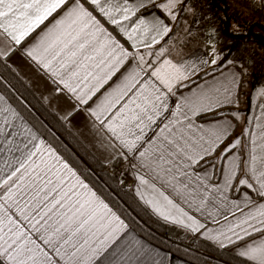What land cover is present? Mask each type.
<instances>
[{
  "label": "snow or ice",
  "instance_id": "6c2138e0",
  "mask_svg": "<svg viewBox=\"0 0 264 264\" xmlns=\"http://www.w3.org/2000/svg\"><path fill=\"white\" fill-rule=\"evenodd\" d=\"M179 3L167 0L158 7L174 20L172 9ZM149 4L154 0H0V59L62 9L25 55L78 105H88L120 73L87 111L93 126L118 142L120 155L132 154L137 161L132 167L144 170L136 175L140 200L165 222L193 233L204 229L202 235L221 248L236 245L238 264H264V123L256 118L260 132L251 133L246 158L233 154L241 141L226 145L233 124L218 117L235 102L239 76L230 72L177 95L198 68L194 62L145 60L139 48H151L171 31L154 14L138 15ZM166 51L160 48L155 56ZM257 95L264 96V86ZM42 145L18 107L0 93V187L8 185L0 194V264H164L160 253L129 233L120 215L54 150L47 149L48 160L35 162ZM217 169L222 182L213 183ZM229 191L240 196L229 199ZM186 208L219 228H206ZM220 216L225 223L220 224ZM254 234L260 238L251 239Z\"/></svg>",
  "mask_w": 264,
  "mask_h": 264
},
{
  "label": "trees",
  "instance_id": "16d2710c",
  "mask_svg": "<svg viewBox=\"0 0 264 264\" xmlns=\"http://www.w3.org/2000/svg\"><path fill=\"white\" fill-rule=\"evenodd\" d=\"M192 1L197 0H185V3ZM197 5L201 21L204 23L209 19L213 25V39L220 59L216 66L185 82L188 87L229 65H233L241 77L249 76L252 90L264 86V7L260 16L249 18L236 9L234 0H202ZM154 7L147 6L141 12ZM174 33L173 29L171 36ZM3 62L0 59V90L3 94L139 234L197 264H238L239 258L231 252L233 245L221 248L199 239L191 245L192 249H188L171 242L169 238L177 239L180 230L157 219L139 202L131 188L120 183L118 168L121 160L103 162L96 157ZM183 88L186 87L178 90ZM250 107L251 101L243 109L245 115ZM233 111L230 106L222 109L223 115H232Z\"/></svg>",
  "mask_w": 264,
  "mask_h": 264
},
{
  "label": "crops",
  "instance_id": "0c3cea01",
  "mask_svg": "<svg viewBox=\"0 0 264 264\" xmlns=\"http://www.w3.org/2000/svg\"><path fill=\"white\" fill-rule=\"evenodd\" d=\"M166 0H154V4H149L148 6L155 5L154 8L143 11L141 13H138V15H144L147 18H151L150 14H154L161 19L165 21V23L168 25V27L171 29V31L163 37V39H160L159 43L153 44L151 48H145L140 47L139 51L141 54L145 55V60L156 64L158 60L162 62L164 59H170L173 61V63H185V62H194L197 65L198 71L195 72L193 77L198 75L199 73L206 71L209 68H212L216 66H211L210 64V58H209V52L208 49L203 45H195L192 41L189 40L183 41V43H180L179 41H176V35H178L179 31L176 29V24H174L173 21L169 18V16L163 11V9L159 8L158 6L165 2ZM130 3H134L135 0H129ZM193 4H195V1H192ZM191 2V3H192ZM63 14L62 9H58L57 12L53 13L52 16H50L44 24H42L39 28L36 29L35 32H33L30 36L26 38L24 42H22L21 45H13L15 48V51L6 59L3 60V64L5 67L9 68V70L17 76L30 90L35 94L39 100L43 102V104L49 108L56 116H58L61 120H63L67 126V128L101 161L103 162H110L114 159L121 160V163L119 167H122L124 169H127L129 172L131 178H132V185L131 189L135 195V197L139 200L141 204H143L151 213V209L147 207L143 201L140 200V198L137 196L136 188L138 186V180L136 179V175L139 172L140 174H144L143 169H134L132 167V164L137 163V161L133 158L132 154H128L125 152V156H121L120 152L122 151L118 145V142L113 140L107 132L98 131L97 128H95L93 125L96 123L94 118L91 117L87 111L89 107H94V102L98 100L99 97L108 89H110L114 84L117 82L118 77L120 76V73H117L116 76L112 78L107 84L104 85L103 88L100 89L99 92L96 93V95L92 98V100L89 101L88 105H78L75 99L69 94L66 90L62 92H58L57 88L62 87L61 85H57L53 83L51 77L46 74L45 72L38 69L35 62H33L29 57L25 55V49L30 46L32 43L35 42V40L38 38V36L42 33V31L46 30V27H50L52 23L55 22L56 19H59V17ZM98 15V14H97ZM179 17V15H178ZM98 18L99 15H98ZM102 23H105V26L109 28L110 31H113V26L108 25L103 18H100ZM135 19V17L133 18ZM174 29V34L171 36V32ZM113 34L117 36L118 39H121L122 43H125V46L129 48L130 51H135L131 48V42L126 41V38L121 37L117 32L113 31ZM160 48H166L167 51L165 52L164 56L157 58L155 56V53L160 50ZM152 52L153 55L149 56L147 53ZM200 60H207L209 63L207 65H201L199 63ZM219 62V61H218ZM133 65L135 62H132ZM125 67H129V65H125ZM124 69H121V72H123ZM236 73L241 81V75L240 72L233 66L229 65L221 70L217 71L216 73L207 76L196 83L192 84L189 87L183 88L178 90L177 95L189 94L190 89H194L197 84H203L205 81H211L214 79H222L224 74L227 73ZM192 77V78H193ZM187 82V81H185ZM184 82V83H185ZM239 85L236 89V94L234 97V103L225 105L232 107L234 110L243 112L244 106L236 107L239 104V98L237 100V94H239ZM0 93H3L0 90ZM173 100L175 98H172ZM13 103L12 101H10ZM14 106H16L13 103ZM174 106V105H173ZM19 110V109H18ZM262 111H264V98L262 99H256L251 101V107L248 115H244V127L245 129L241 130L240 133H235L237 130V124L238 120L233 115H222L221 117H218L219 119H227L230 120L233 124L232 130L230 132V137L226 141V145L230 144L236 139H240L241 144L240 146L233 150V154H239L241 158H246L248 154V149L251 147L250 140H251V133H256L257 135L260 132V129L256 127L257 119L261 118L260 122L264 123V117L261 116ZM244 113V112H243ZM245 114V113H244ZM23 115V114H22ZM25 116V115H24ZM28 124L30 127H32L33 131L36 132L38 137L44 141V145L41 146L40 152L37 153L35 157H33V160L37 163L41 159L48 160L49 159V153L47 151L48 148H51L55 151V153L61 157L63 161H65L70 168H72L76 174L80 177L81 180L84 181L85 184L88 185V187L94 191L97 196H99L101 199H103L112 209L115 211L120 217L125 221V223L128 225V232L132 235L136 236L137 239L145 242L150 247L154 248L157 252L160 253V257L164 259V264H197L191 260L186 259L185 257L174 253L170 251L169 249L151 241L150 239L144 237L143 235L139 234L127 221L126 219L103 197L101 194L69 163V161L49 142L42 134L41 132L31 123L30 120H28L26 117ZM249 120L252 121V123H249ZM204 122V121H199ZM158 131V129H156ZM248 133L247 135L245 133ZM153 135V132H149L148 136L151 137ZM112 143L116 144L115 148L106 147L105 145ZM224 145V146H226ZM146 146V145H145ZM222 146V147H224ZM17 155H19L17 153ZM215 155V154H214ZM219 168V166H218ZM24 170H21V173ZM21 173H17V176L21 175ZM150 178V177H149ZM16 179V177H13V181ZM13 181H9V185L12 184ZM222 182L219 170L217 169L216 174L213 177V183H219ZM8 185H5L4 187H0V194H2ZM250 191V190H249ZM229 199H237L240 196V193L229 191L228 193ZM254 199L259 201L258 197H255L253 194ZM186 207V206H185ZM190 212V214L195 215L197 219H200L201 222L205 223L206 228L211 229H218L219 224L214 223L211 218H207L201 213L196 212L194 210L187 209ZM244 211H248V209H244ZM153 214V213H152ZM227 214V213H225ZM154 215V214H153ZM157 219L160 221L173 226L180 230V233L178 234L179 237H177V240H180L183 238V242H179L178 244L186 247L188 249H192V244L196 240H204L206 242H209L213 245L218 246L216 243L206 239L202 233L204 232V229H201V232L199 233H193L190 230H187L181 226H178L176 224L165 222L163 219L159 218L158 216L154 215ZM236 216H240V212H236ZM220 220V224L225 223L223 220V217H218ZM233 217L229 214V220H232ZM191 239V242H187V238ZM172 238V237H171ZM260 235L256 234L251 239H259ZM244 242H250V239L247 238ZM244 242H238L244 243ZM235 249L236 245H233L231 252L235 255Z\"/></svg>",
  "mask_w": 264,
  "mask_h": 264
},
{
  "label": "rangeland",
  "instance_id": "374dc122",
  "mask_svg": "<svg viewBox=\"0 0 264 264\" xmlns=\"http://www.w3.org/2000/svg\"><path fill=\"white\" fill-rule=\"evenodd\" d=\"M202 0L195 1V4L185 3V0H180V3L172 9V15H175L176 19H171L168 13H166L171 21L176 24V29L179 31L178 35H176V41L183 43V41L189 40L192 41L195 45L203 44L208 49V54L210 61L220 55L217 50V45L213 39V25L209 19L204 23L199 18V6ZM165 2L162 3H166ZM161 3V4H162ZM234 5L237 10L242 11L243 14L249 18H257L261 15L264 7V0H234ZM179 15V17H178ZM217 60V63L219 61ZM216 63V64H217ZM211 64V63H210ZM211 66H214L211 64ZM251 82L249 80V76L243 75L241 77L240 85H239V104L236 107L246 106L249 101L262 99L264 96L257 95V89L261 87L251 89ZM239 114V118L237 124V131L235 133H240L241 130L245 129L244 127V113L241 111H233ZM123 170H125L123 168ZM120 183L121 179H120ZM123 185V184H122ZM124 186V185H123ZM131 187V186H126ZM183 242V239L180 242Z\"/></svg>",
  "mask_w": 264,
  "mask_h": 264
},
{
  "label": "built area",
  "instance_id": "2783aa9c",
  "mask_svg": "<svg viewBox=\"0 0 264 264\" xmlns=\"http://www.w3.org/2000/svg\"><path fill=\"white\" fill-rule=\"evenodd\" d=\"M118 170H119V172H120V176H121V182H122V184H123L125 187H126V186H131L132 183H133V181H132V178H131L129 172L127 171V169L123 170L122 167H119ZM181 239H183V238H181ZM181 239H180V240H181ZM169 240H170L171 242H174V243H179V242H180V240H177V239H175V238H171V237L169 238Z\"/></svg>",
  "mask_w": 264,
  "mask_h": 264
}]
</instances>
